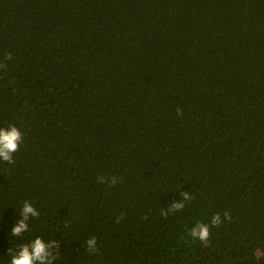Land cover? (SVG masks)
<instances>
[{
    "label": "trees",
    "instance_id": "trees-1",
    "mask_svg": "<svg viewBox=\"0 0 264 264\" xmlns=\"http://www.w3.org/2000/svg\"><path fill=\"white\" fill-rule=\"evenodd\" d=\"M9 125L0 264L24 201L40 212L24 240L55 239L59 264H264V0H0Z\"/></svg>",
    "mask_w": 264,
    "mask_h": 264
},
{
    "label": "clouds",
    "instance_id": "clouds-1",
    "mask_svg": "<svg viewBox=\"0 0 264 264\" xmlns=\"http://www.w3.org/2000/svg\"><path fill=\"white\" fill-rule=\"evenodd\" d=\"M8 59H11V54H8ZM177 115L182 116L183 113L177 109ZM23 142V134L14 125H9L7 128H0V160L7 164H15L14 154L19 151L20 145ZM98 182L101 184L108 183L110 186L117 184L116 176L105 177L99 176ZM193 199L191 193L181 192L180 199L167 207V211L162 214L167 216L168 212H180L185 208V202ZM20 219L15 223L11 230V236L19 238L22 242L15 248H10L7 255L10 257V264H59L61 260L60 244L55 239L45 240L42 236L37 235L29 241L24 240L26 233L30 232V224L34 219L39 218L40 212L30 201H24L19 212ZM224 220H230L229 212H224ZM123 217H117L116 224L121 222ZM224 220L221 215L216 213L211 219V226H220ZM68 227V223H64ZM189 234L192 240L206 242L210 238V225L197 222L190 230ZM83 247L87 257H97L102 252L99 239L95 235H91L83 242ZM264 256V253L257 252V257Z\"/></svg>",
    "mask_w": 264,
    "mask_h": 264
}]
</instances>
